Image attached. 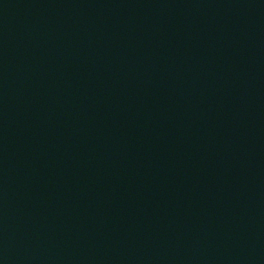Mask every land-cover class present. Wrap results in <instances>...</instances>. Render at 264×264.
<instances>
[{
    "label": "water",
    "instance_id": "1",
    "mask_svg": "<svg viewBox=\"0 0 264 264\" xmlns=\"http://www.w3.org/2000/svg\"><path fill=\"white\" fill-rule=\"evenodd\" d=\"M0 264H264V0H0Z\"/></svg>",
    "mask_w": 264,
    "mask_h": 264
}]
</instances>
